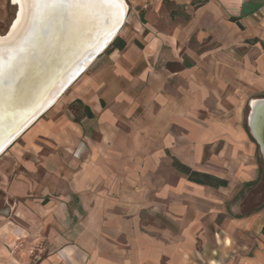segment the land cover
<instances>
[{
  "label": "crops",
  "instance_id": "crops-1",
  "mask_svg": "<svg viewBox=\"0 0 264 264\" xmlns=\"http://www.w3.org/2000/svg\"><path fill=\"white\" fill-rule=\"evenodd\" d=\"M126 2L118 40L14 147L0 264H264L247 121L264 0Z\"/></svg>",
  "mask_w": 264,
  "mask_h": 264
},
{
  "label": "bare ground",
  "instance_id": "bare-ground-1",
  "mask_svg": "<svg viewBox=\"0 0 264 264\" xmlns=\"http://www.w3.org/2000/svg\"><path fill=\"white\" fill-rule=\"evenodd\" d=\"M12 1L20 3L15 31L6 39L0 34V141L37 104L43 105L45 101L48 104L55 99L67 73L76 65L80 66L89 52L99 45L90 48V40L102 41L103 35L112 29L124 12L119 0L103 7L81 6L77 0ZM55 30L60 31L59 37L53 41V48L51 45L44 47L46 32ZM56 43L60 46L67 44L71 57L67 66L71 67L69 72L56 74L50 79L53 68L49 52H58ZM8 114L11 121L6 119Z\"/></svg>",
  "mask_w": 264,
  "mask_h": 264
},
{
  "label": "water",
  "instance_id": "water-1",
  "mask_svg": "<svg viewBox=\"0 0 264 264\" xmlns=\"http://www.w3.org/2000/svg\"><path fill=\"white\" fill-rule=\"evenodd\" d=\"M119 2L124 9L123 14H121L122 18H119V20L114 24L112 29L108 33H105V35H103L105 36V38L102 41H100L101 39H99L96 42L95 41L93 42L92 40H90V44H91V47L89 46L90 48H92L95 44L96 45L99 44V45L96 46L95 49L89 52V55L80 62V66L76 65L74 69L70 71L69 69L71 66L68 67L67 65L69 63L68 60L71 57L69 55L68 48L66 46L67 44L65 45L63 44V46L62 45L60 46L59 43H56L58 46H55V49H58L57 50L58 52L55 54H52V52H49L51 55L49 57L50 58L49 62L51 63L52 68H53L52 70L53 73L50 75V79L55 77L56 74H59V73L62 74V73H66L69 71L70 72L67 73L68 75L65 77V80L62 81V83H60L58 90L56 91V94H55L56 97L52 102L47 104L45 101L43 105H41L42 103L37 104L36 105L37 107L33 109L20 123H18L16 127H13L4 135L3 139L0 141V154L3 153L44 112H46L58 100V98L64 93V91L83 73L85 69H87L90 66V64L112 42V40L115 38V36L118 34L119 30L123 26L127 13H128V4L126 0H119ZM10 3L14 4L16 8H15L14 16L11 19L6 31L1 35V38L3 39L11 37V35L14 33L16 21L18 19L19 11H20V3L18 1L13 2L12 0H10ZM60 30H55L53 32L52 31L46 32L45 40L47 43L44 45V47L48 48L51 45L53 48V41L59 37L58 32ZM91 31H94V30H91ZM41 42L40 43L38 42L39 45L41 44ZM249 107L250 108H249L248 117H247L248 126L250 128V132L253 138L255 139V141L257 142L259 146V150H260L263 163H264V97L254 98L250 100ZM6 119L11 121L12 117L10 116V114L7 115Z\"/></svg>",
  "mask_w": 264,
  "mask_h": 264
},
{
  "label": "rangeland",
  "instance_id": "rangeland-1",
  "mask_svg": "<svg viewBox=\"0 0 264 264\" xmlns=\"http://www.w3.org/2000/svg\"><path fill=\"white\" fill-rule=\"evenodd\" d=\"M7 1V10L6 14L3 18H0V34H3L11 19L14 16L15 12V5L10 3V0ZM126 20V19H125ZM125 23V22H124ZM124 25V24H123ZM122 28V27H121ZM89 68V67H88ZM87 68V69H88ZM87 69L83 71V73L64 91V93L58 98V100L46 111L44 112L39 118H45L50 112H52L57 106H61L63 104V100H65V97L67 96L69 90L71 87H73L77 81H79L87 72ZM25 134V131L3 152L0 154V213H2L4 204L7 201V196L5 193L4 188L2 187L3 182H1V179H3V175L5 174H11L13 171H16L17 169L20 170L21 165L20 162L17 159V154H21V151H18L22 148L23 145V136ZM14 147H17L18 150H15ZM20 167V168H19ZM262 179L260 185H258L257 189L255 188V191L263 192L264 191V163L262 161ZM261 185L263 187H261Z\"/></svg>",
  "mask_w": 264,
  "mask_h": 264
},
{
  "label": "snow or ice",
  "instance_id": "snow-or-ice-1",
  "mask_svg": "<svg viewBox=\"0 0 264 264\" xmlns=\"http://www.w3.org/2000/svg\"><path fill=\"white\" fill-rule=\"evenodd\" d=\"M81 3V6H100L103 7L104 4L111 5L113 2H118V0H77Z\"/></svg>",
  "mask_w": 264,
  "mask_h": 264
},
{
  "label": "trees",
  "instance_id": "trees-1",
  "mask_svg": "<svg viewBox=\"0 0 264 264\" xmlns=\"http://www.w3.org/2000/svg\"><path fill=\"white\" fill-rule=\"evenodd\" d=\"M118 40V35L115 36V38L112 40L111 44H114L116 41ZM110 44V45H111ZM188 169V168H186ZM213 184H225V181L224 180H220V179H216V178H213ZM263 232H264V229H263Z\"/></svg>",
  "mask_w": 264,
  "mask_h": 264
}]
</instances>
